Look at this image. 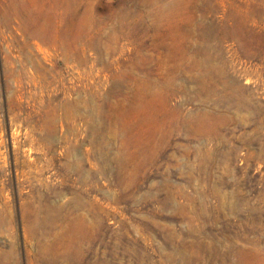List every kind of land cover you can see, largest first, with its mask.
<instances>
[{"label":"rangeland","instance_id":"rangeland-1","mask_svg":"<svg viewBox=\"0 0 264 264\" xmlns=\"http://www.w3.org/2000/svg\"><path fill=\"white\" fill-rule=\"evenodd\" d=\"M0 264H264V0H0Z\"/></svg>","mask_w":264,"mask_h":264}]
</instances>
